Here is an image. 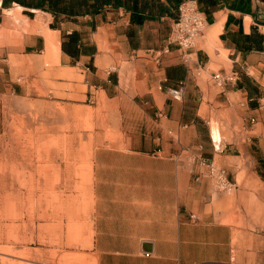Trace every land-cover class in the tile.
<instances>
[{
  "label": "crops",
  "instance_id": "crops-1",
  "mask_svg": "<svg viewBox=\"0 0 264 264\" xmlns=\"http://www.w3.org/2000/svg\"><path fill=\"white\" fill-rule=\"evenodd\" d=\"M186 2L206 23L189 60ZM87 102L122 139L91 179L92 264H264V0H0V136L11 103Z\"/></svg>",
  "mask_w": 264,
  "mask_h": 264
},
{
  "label": "rangeland",
  "instance_id": "rangeland-1",
  "mask_svg": "<svg viewBox=\"0 0 264 264\" xmlns=\"http://www.w3.org/2000/svg\"><path fill=\"white\" fill-rule=\"evenodd\" d=\"M82 104L6 106L0 264H92L91 179L97 162L122 158L110 155L122 139L106 103Z\"/></svg>",
  "mask_w": 264,
  "mask_h": 264
},
{
  "label": "built area",
  "instance_id": "built-area-1",
  "mask_svg": "<svg viewBox=\"0 0 264 264\" xmlns=\"http://www.w3.org/2000/svg\"><path fill=\"white\" fill-rule=\"evenodd\" d=\"M205 19L199 12L194 2H186L180 7V16L174 25L170 43L175 44L184 53L183 57L189 60L188 51L193 49L199 39L201 38L205 29ZM218 85H222L225 82L224 77L221 74L214 76ZM234 77H229L228 80H234ZM172 96L176 100H181L182 89L172 90ZM215 150L219 151L221 147V140L218 138H212ZM209 176L213 179L218 191L225 192L232 188L231 183L228 181L226 172L214 164H208ZM193 220H198V217L192 215Z\"/></svg>",
  "mask_w": 264,
  "mask_h": 264
},
{
  "label": "bare ground",
  "instance_id": "bare-ground-1",
  "mask_svg": "<svg viewBox=\"0 0 264 264\" xmlns=\"http://www.w3.org/2000/svg\"><path fill=\"white\" fill-rule=\"evenodd\" d=\"M12 12H13V10H12ZM9 14H11V15H14L15 17H16V19H18V18H20L21 16H20V14H19V12H14V13H9ZM19 20V19H18ZM59 35V34H58ZM46 37H47V42H48V44H49V46H50V48H52L53 50H57L58 49V45H59V36H57V34L56 33H52V32H48L47 33V35H46ZM33 122V121H32ZM31 124V123H30ZM220 139V138H219ZM47 150V149H46ZM4 178V176H0V185L3 183L2 182V179ZM5 181V180H4ZM48 184V183H47ZM5 185V184H4ZM1 187V186H0ZM84 195V194H83ZM85 197V196H84Z\"/></svg>",
  "mask_w": 264,
  "mask_h": 264
}]
</instances>
